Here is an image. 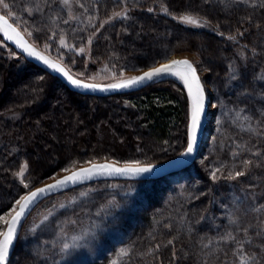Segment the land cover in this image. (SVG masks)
Wrapping results in <instances>:
<instances>
[{"label":"trees","instance_id":"1","mask_svg":"<svg viewBox=\"0 0 264 264\" xmlns=\"http://www.w3.org/2000/svg\"><path fill=\"white\" fill-rule=\"evenodd\" d=\"M88 1V12L82 15L83 10H76L82 22L80 37H70L62 45L57 34L46 32L42 36L50 51L58 49V54L67 55L57 60L73 76L75 72L69 59L87 57L90 68L99 65L109 73L124 68L145 70L174 53L195 47L197 41L214 59L213 65L207 62L212 74L206 76V80L211 77L217 94L230 105L248 110L252 121L251 132L234 130L226 137L229 143H225L226 149L221 154L226 163L238 162L242 164L240 169L247 168L249 173L245 171L244 175L256 186L251 192H244L246 200L252 199V214H257L251 227L246 228L247 234L237 233L232 221L218 210V205L228 200V194L220 187L230 184L240 188L244 175L236 178L238 182L208 181L201 187H207L208 192L200 189L203 192H194L193 196L173 193L164 197L165 202L169 200L167 206H159L156 201L147 211L138 212L133 220L139 223L133 230L130 228L127 240L129 251L118 264H264V80L248 79L240 74L249 71L254 61L264 63V0H137L136 6H130L126 0L124 5L128 7L125 6L124 14L120 15H116L120 9L117 7L122 6L124 0ZM0 12L17 24L2 8ZM182 16H192L203 26L189 27L179 19ZM23 34L36 45L27 33ZM0 41L17 54L2 41L1 35ZM237 51L250 55L253 62L248 60L235 70L229 58L239 55ZM17 55L21 65L0 55V212L9 210L23 195L14 177L22 161L29 163V178L40 177L43 166L31 162V157L38 155L35 150L41 147V142L50 148L49 153L44 151L48 165L101 157L124 164H157L186 148L188 97L183 86L173 79L151 82L139 89L106 97L82 95ZM190 62L199 72L198 66ZM47 99L53 101L54 106L44 105L45 109L42 104ZM111 109L117 110L114 117L123 115L133 126L144 127L153 141H145L146 151H153L149 158L131 155L133 141L128 131H123L121 141L108 132L104 124L110 123ZM82 131L84 133L80 134ZM50 135L60 141L67 140L63 150ZM237 169L234 166L232 173ZM106 181L117 183V190L145 182L115 178L94 180L96 183ZM26 261L28 259L23 263Z\"/></svg>","mask_w":264,"mask_h":264},{"label":"rangeland","instance_id":"2","mask_svg":"<svg viewBox=\"0 0 264 264\" xmlns=\"http://www.w3.org/2000/svg\"><path fill=\"white\" fill-rule=\"evenodd\" d=\"M125 1L121 2L123 3L122 6L117 7L118 9L120 8L117 13L122 12L124 14L126 7H128L124 5ZM5 2L10 7L9 10H3V12L8 13L10 11L12 13L11 17L14 18L16 25L21 29L19 30L22 33H27L32 42L34 41L38 47L45 50L42 52L38 49L41 53L55 61H58L57 59H65L67 55L65 53L58 54V49L55 52L50 51L49 44L42 36L44 33L50 32L57 34L60 40L63 38L65 42L70 37H80L82 22H80L81 18L77 16L76 10H83L82 15H84L85 12H88L90 4L87 0H68L67 4L63 0H5ZM127 2H129L130 6L138 4L137 0H127ZM187 25L189 27L203 26L199 22ZM199 43L196 41L197 45L195 47L191 46L190 49L174 53L167 59L174 60V58L184 57V59L193 61L198 66L199 77L209 103L204 139L197 159L191 167L169 174L155 183L146 182L153 180H146L145 182L136 183L133 185L134 187L127 185L119 190H117L118 184L113 181L96 183L94 180H85L64 190L67 191L66 193L45 199L35 207L20 226L15 239L14 251L8 264H118L129 251L127 240L131 230L139 223V220H133L138 212L147 211L156 201L160 204H158L159 206H167L166 202L169 200L165 202L164 199L166 198L164 197L171 196L173 193H179L178 195H183L184 193L185 195L190 194L193 196L194 192L199 191L201 193L202 190L200 189H203L201 187L208 181L212 183L221 179L237 181L236 178L242 177L236 176L237 172L245 173L246 171V173H249L247 168L240 169L239 167L242 164L238 162L226 163L224 154L221 155L226 149L225 143H229L226 137H230L231 132L234 130L244 133L252 131L249 111L225 102L215 91L213 79L211 80L210 77L206 80V76L209 77L212 74L207 69L209 67L207 62L210 61L209 64L213 65L214 59L210 58L204 46ZM86 46L91 47L88 43ZM0 51L2 52L0 55L8 61H16L20 63L19 65L22 64L20 59H18V55L13 53L8 47H5L1 41ZM237 53L239 55L236 57L229 58V62L233 64L232 66L235 67V70L239 69L238 65L245 64L248 60L253 62L251 56L244 51H237ZM68 61L74 68L73 71L76 78L104 85L118 83L121 80L137 76L144 70L124 68L115 73H109L105 72L98 64V66L95 65L94 68H90L87 57L85 60L69 59ZM225 61H223L224 65ZM252 66L249 71L245 70L240 74L248 79L264 80V63L257 64L254 61ZM236 75L240 76L239 74ZM1 77L0 71V81ZM165 79L170 78H156L152 82ZM173 80L178 83L176 79ZM10 92H13L12 89ZM53 103V101L47 99L44 104H40L53 107ZM188 104L190 112L189 100ZM47 106H44L45 109ZM115 112H117L116 109L109 110L111 115L110 123L104 121V126L108 129V132L119 137V141H121V138L124 137L123 131H128L133 141L131 155L137 158H149L153 151L151 153L146 151L145 141L148 143L153 141L148 137L144 127L141 124L133 126L123 115L114 117L113 114ZM34 122L36 124V121ZM111 123H114V125H111ZM82 133L84 132L82 131L80 134ZM50 137L55 143L61 145V150H63L67 140L60 141L54 135H50ZM45 150L49 153L50 148H48L46 143L41 142V147L35 150L38 155L31 157V162H37L38 166H43L40 177L37 179L39 181L28 177V161H22L17 170H15L14 177L21 187V191H23L21 198L38 186L52 182L58 177L91 163L107 161L125 165L123 162L112 158L105 160L103 157L90 161H83L84 158H78L75 161H69L70 163L48 165L45 163L47 161ZM230 151L232 152V148ZM126 164L139 165L137 162ZM234 166L235 169H238L232 173ZM22 169H24V174L20 176L18 173ZM262 171L264 172V168ZM242 179H244V183H242V187L239 186L240 188L230 184H227L225 188L220 187L222 192L224 191L228 194V200L225 201L224 205L219 204L218 210H220L222 216H225L230 222L232 221L237 233L247 234V229L251 227V221L256 219L257 214L255 212L252 214L251 211L254 209L252 199L250 202L246 200L244 192L245 190L251 192L256 186L253 185L254 182L246 177V174ZM25 184L27 187L24 186ZM203 190L208 192L209 189L206 187ZM21 198H18L9 210L0 212V217L8 221L17 207L16 202ZM121 205L123 207L119 208ZM156 209L157 207H154V210ZM127 216H129V219ZM5 226L6 224L0 221V232H4ZM65 244L69 246L67 249L64 248ZM26 259L28 261L23 263Z\"/></svg>","mask_w":264,"mask_h":264},{"label":"water","instance_id":"3","mask_svg":"<svg viewBox=\"0 0 264 264\" xmlns=\"http://www.w3.org/2000/svg\"><path fill=\"white\" fill-rule=\"evenodd\" d=\"M0 15H3V14L0 12ZM5 18L8 19L6 16H5ZM8 22L10 24H12L13 28L16 29V32L19 33V36H17L11 30H8V35L12 37V39H8L7 37H5L4 32L0 31V35H1L2 41L5 44H7L8 46H10L26 62L32 63V64L36 65L37 67H39L40 69H42L43 71L49 73L50 75H52L54 77H57L60 81H62V83L65 84L66 87H68L71 91H74L76 93H79V94H82V95L106 97V96H110V95H113V94H116V93H119V92L133 91V90L139 89V88L151 83L153 80H155L157 78V77H155V78H153L150 81H144V82H142V83H140L138 85H135V86H132V87H129V88H110L108 86L112 85V84L104 85V84H99V83H92V82L83 81V80L78 79L75 76H73L69 72V70H67V68L62 63L47 58L43 53H41L27 39V37L19 30V28L17 26L14 25V23H12L9 19H8ZM21 44H23L24 46H26L30 50H34L35 53H38L40 56L44 57L50 63L58 65L60 68L63 69V71H57L54 68L49 67L48 64L44 63V60L37 58L36 55H31V56L28 55V53L26 51H24V49L21 47ZM174 60H187V59L177 58V59H174ZM174 60H169V61L167 60L165 62L159 63L158 65H155L153 67L145 69V70H143V72H141L137 76L143 75L144 72H147V71H149L150 69H152L154 67H160L161 65L169 64L171 61H174ZM193 67H194V65H193ZM65 72L68 74L67 76L64 74ZM196 74L199 77V73L197 72V70H196ZM68 76H71L72 79L81 81V83H84V84H95L98 87L95 88V89L77 87V86L73 85L70 82V80L68 79ZM199 80H200V85H201V87L203 89L204 109H203V112H202L201 118H200V126L198 128L197 138H196V141H195V143L193 145V150H192L191 153H187V145H186V148L184 149V151L182 153H180L179 155H177V156H175V157H173V158H171V159H169V160H167L165 162L157 163V164H139V165H128V164H125V165H118V164H114V163L107 162V161H102V162H98V163H91V164H89L87 166L75 169V170L69 172L68 174H65V175H63L61 177H58L55 180H53L52 182H49V183L44 184L42 186H38L37 188L29 191L23 197L29 195L32 192H35L37 189H46L44 192L37 194L36 198L25 209V212L20 217L19 222L15 225L16 231H15V234H14L13 243H12V245L9 248V255H8L7 264L9 263L10 258H11L12 254H13L14 246H15V239H16L17 232H18L20 226L26 220V218L31 214V212L35 209V207L38 204H40L42 201H44L45 199H47V198H49L51 196H54V195L66 190V189H69V188H71V187H73V186H75V185H77V184H79V183H81L82 181H85V180H98V179H103V178H115V179L125 180V181L156 180V179L163 178V177H165V176H167L169 174H172V173H175V172H179V171H182V170L190 167L193 164V162L197 159V156L199 154V150H200L201 145H202V141L204 139V132H205V127H206L207 112H208L207 110H208V105H209L208 100L206 98V93L204 91V88H203V85H202L200 77H199ZM178 82L185 89V91L187 93L188 100L190 102V106H191V100H190L189 95H188L187 86L181 81H178ZM114 84H117V83H114ZM189 122H190V112H189L188 125H189ZM187 132H188V128H187ZM187 140H188V135H187ZM102 164L112 165L113 168H124L126 166L150 167L151 171L150 172H145V173H140V174H131V173L114 172V171H111L110 169H98L93 174L83 175L81 177H78L74 181L70 180L64 185H57V187H55V188H52L50 190L48 189L49 185H55L57 181L63 180L65 177L71 176L74 172H79L81 169H85V168H91L93 165H102ZM22 198L20 199L21 201H22ZM19 210H20V205L17 204V207H16L15 211L9 217L8 221H10L12 219V217L15 216L16 212H18ZM6 231H7V225L5 226V229H4V232H6Z\"/></svg>","mask_w":264,"mask_h":264},{"label":"snow or ice","instance_id":"4","mask_svg":"<svg viewBox=\"0 0 264 264\" xmlns=\"http://www.w3.org/2000/svg\"><path fill=\"white\" fill-rule=\"evenodd\" d=\"M65 4L68 3V0H63ZM0 7L2 10H9V4L5 2V0H0ZM151 11V9H150ZM8 16H12V13L9 11L7 13ZM116 15H120L117 13ZM182 22L187 24H197L198 21L194 19L192 16H182L179 18ZM15 22V21H14ZM8 30H11L17 36L19 33L16 32V29L13 28L12 24L8 22V19L5 18V15H0V31L4 32L5 37L8 39H12L11 36L8 35ZM60 43L63 45L64 40L61 38ZM21 47L28 53V55H36L37 58L44 60L45 64H48L49 67L54 68L57 71H63L56 64L50 63L44 57L40 56L38 53H35L34 50L28 49L26 46L21 44ZM83 51V49H81ZM66 76L68 75L66 72L64 73ZM162 74H171L177 76L186 86L188 89V95L191 100V110H190V122L188 125V140H187V153H191L193 150V145L197 138L198 128L200 126V118L201 114L204 109V96H203V89L200 85L199 77L196 74V69L193 67L191 62L188 60H174L171 61L169 64L161 65L160 67H154L147 72H144L141 76H134L125 80H121L117 84L109 85L110 88H129L135 85H138L144 81H150L155 77H159ZM70 82L82 88H92L95 89L98 86L95 84H84L81 83L79 80L72 79L71 76H68ZM26 168V165H25ZM98 169H110L114 172L119 173H131V174H140L145 172H150V167H134V166H126L124 168H113L112 165L109 164H102V165H93L91 168L81 169L79 172H74L71 176L65 177L63 180H59L56 182L55 185H49L48 189H52L57 187V185H64L68 181L76 180L78 177L83 175H90L93 174ZM24 169L21 170L18 175L23 176ZM244 175L243 172H237L236 176ZM23 183V181H21ZM27 187V185H24ZM46 189H37L35 192L30 193L29 195L25 196L21 200H18L16 203L20 205V210L16 212L15 216L12 217L10 221L4 220L3 217H0V221H3L7 225L6 232H0V264H7L8 255H9V248L13 243V238L15 234V225L19 222L20 217L24 214L25 209L28 205L36 198L38 193L44 192ZM69 246L67 244L64 245V248L67 249ZM123 252V250H122Z\"/></svg>","mask_w":264,"mask_h":264},{"label":"bare ground","instance_id":"5","mask_svg":"<svg viewBox=\"0 0 264 264\" xmlns=\"http://www.w3.org/2000/svg\"><path fill=\"white\" fill-rule=\"evenodd\" d=\"M178 58H184V57H178ZM175 59V58H174ZM171 60V59H170ZM173 60V59H172ZM169 61V60H168ZM165 62V61H164ZM163 77H169L170 79H176L177 81H181L177 76L171 75V74H162L161 76L157 78H163ZM182 82V81H181ZM179 83V82H178ZM180 84V83H179Z\"/></svg>","mask_w":264,"mask_h":264}]
</instances>
